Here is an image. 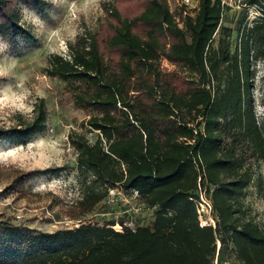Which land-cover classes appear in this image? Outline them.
<instances>
[{"label": "trees", "instance_id": "obj_1", "mask_svg": "<svg viewBox=\"0 0 264 264\" xmlns=\"http://www.w3.org/2000/svg\"><path fill=\"white\" fill-rule=\"evenodd\" d=\"M194 1L192 15L172 12L166 0L104 2L99 28L47 62L46 75L94 114L87 122L97 132L93 143L69 136L84 187L80 215L117 187L153 209L151 222L134 229L123 220L79 223L53 233L0 222V264H223L230 256L264 264V229L243 204L253 180L249 163H264V115L258 121L252 96L253 66L264 63V0H244L260 16L241 28L232 52L225 38L212 45L223 0ZM50 5L0 0V36L14 50L31 48L35 39L19 8L45 18ZM163 60L179 70L163 69ZM33 112L31 121L1 128L0 141L43 132L45 102ZM30 175L13 179L9 190L18 199ZM262 185L258 175L256 187ZM201 194L211 202L214 226L199 223Z\"/></svg>", "mask_w": 264, "mask_h": 264}, {"label": "rangeland", "instance_id": "obj_2", "mask_svg": "<svg viewBox=\"0 0 264 264\" xmlns=\"http://www.w3.org/2000/svg\"><path fill=\"white\" fill-rule=\"evenodd\" d=\"M45 1L51 4L45 18L25 6L19 8L21 23L31 30L35 39L31 48L14 50L0 36V129L31 121L39 100L45 102L47 110L43 132L0 141V222L35 233L72 229L79 223L101 226L113 220L126 221V226L132 229L148 225L153 209L141 204L135 194H127L117 187L109 190L90 213L80 215L78 202L84 187L77 171V153L69 136L72 133L84 135L93 143L97 132L91 131L87 122L94 114L70 101L64 82L46 75L48 57L53 54L67 56V46L77 35L86 30L96 31L103 16L102 3L114 0ZM166 2L172 12L180 8L186 11L181 0ZM223 2L221 27L212 45L216 48L219 39L225 38L232 52L241 28L250 26L260 12L245 5L244 0ZM161 67L167 71L179 70L164 60ZM253 69L254 112L260 121L264 115V63L257 62ZM220 71L224 75L226 66L222 65ZM248 168L253 180L243 204L264 229V163L251 161ZM27 172L31 175L24 185L25 197L18 199L9 188L16 176ZM258 175L263 182L261 189L256 187ZM211 218L214 224L213 213ZM114 229L121 231L118 225ZM223 264L241 263L230 256Z\"/></svg>", "mask_w": 264, "mask_h": 264}, {"label": "built area", "instance_id": "obj_3", "mask_svg": "<svg viewBox=\"0 0 264 264\" xmlns=\"http://www.w3.org/2000/svg\"><path fill=\"white\" fill-rule=\"evenodd\" d=\"M181 4L185 7L186 12L193 13V11L197 10V2L194 0H181ZM196 211L201 226L214 225L211 218L212 207L210 201L203 194L200 195L199 200L196 202ZM20 217V215L16 216L17 219H20ZM77 226L75 225V227Z\"/></svg>", "mask_w": 264, "mask_h": 264}]
</instances>
